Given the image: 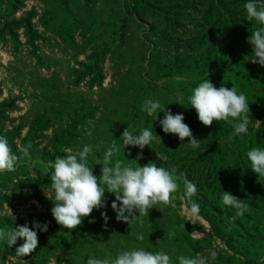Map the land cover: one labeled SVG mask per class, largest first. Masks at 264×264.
<instances>
[{
  "label": "rangeland",
  "instance_id": "obj_1",
  "mask_svg": "<svg viewBox=\"0 0 264 264\" xmlns=\"http://www.w3.org/2000/svg\"><path fill=\"white\" fill-rule=\"evenodd\" d=\"M246 2L0 0V135L20 157L15 171L0 172V228L48 225L47 231L33 229L39 245L29 256L15 254L22 239L10 247L0 242V264H86L90 257H115L136 247L163 249L174 264L180 255L198 254L209 264H264V176L252 172L246 155L264 148V67L244 59L251 53L248 37L260 27L247 20ZM208 74L217 88L233 86L247 97L252 122L246 135L229 139L232 118L210 127L198 121L188 97ZM147 99L183 114L200 148L165 134L163 112L155 120L142 111ZM127 126L150 128L161 143L143 150L126 146L112 162L175 167L197 188L192 200L199 216L185 213L181 190L169 206L118 221L114 196L105 192L104 208L77 229H63L44 194L50 190L49 163L92 145L89 161L99 177L102 165L96 162H103L114 139L122 146ZM29 144L25 155L20 149ZM138 154L141 159L130 161ZM222 191L249 210L235 217L222 203Z\"/></svg>",
  "mask_w": 264,
  "mask_h": 264
},
{
  "label": "clouds",
  "instance_id": "obj_2",
  "mask_svg": "<svg viewBox=\"0 0 264 264\" xmlns=\"http://www.w3.org/2000/svg\"><path fill=\"white\" fill-rule=\"evenodd\" d=\"M248 21H256L258 27L248 37L251 45V53L244 57L245 61L258 64L264 67V0H247L244 5ZM182 99V97H180ZM190 107L195 110L198 121L205 127H210L213 122L234 121L233 132L229 139L242 137L248 133L249 125L252 122L250 107L247 97L238 94L235 87H216L209 79L199 82L191 91L188 97ZM142 111L148 116H154L163 112V118L159 120L162 131L165 134H173L180 141L187 138L189 147L200 148V139L193 136L191 128L184 123V116L181 113L172 114L170 109L163 106L159 100L147 99L142 104ZM259 122V121H258ZM91 135V131L88 132ZM123 144L117 145L115 139L106 150L102 165L101 175L97 177L90 165L89 157L93 152L92 145H84L82 150L66 151L64 156H57L50 162L49 180L50 190L45 189V196L51 201V215L55 222L63 229L72 231L82 225L85 218L91 216L93 210L105 207V192L111 193L114 200L111 208L116 213L118 221L129 223L137 217L134 213L148 216L149 210L161 204L169 206L173 202L174 194L183 192L185 207L184 211L191 217H197L200 213V206L192 197L196 195V186L187 179L184 173L177 174L175 167L165 168L158 166L156 162H148L143 166L136 163L117 159L112 162V157L125 150L126 146L137 147L143 150L154 141L161 143V138L150 128L137 130L127 126L121 133ZM31 144L20 149L25 155L29 154ZM247 158L251 164V170L256 176H264V148L253 147L247 152ZM138 154L135 160L141 159ZM157 160L167 161L168 157L156 153ZM20 157L13 153L8 139L0 135V172H12ZM112 165V166H109ZM222 203L235 210V217H242L249 210V205L241 198L228 191H222ZM104 224L107 225L108 216L101 212ZM233 217V218H235ZM89 219V223H94ZM47 223L40 224L32 222V228L26 222L24 225L11 229L0 228V242H5L9 247L16 245L18 239L23 243L15 249L17 257H26L34 252L38 245L37 231H47ZM171 235V234H170ZM138 239L143 240V236ZM178 264H209L207 256H185L177 258ZM215 260V255L212 256ZM86 264H174L173 257L165 250L149 251L143 247H136L131 250L118 252L115 257L88 258Z\"/></svg>",
  "mask_w": 264,
  "mask_h": 264
}]
</instances>
